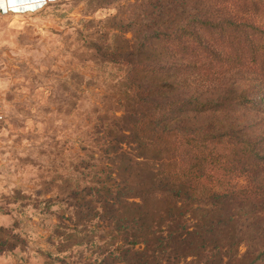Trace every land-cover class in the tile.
Here are the masks:
<instances>
[{
	"label": "trees",
	"instance_id": "1",
	"mask_svg": "<svg viewBox=\"0 0 264 264\" xmlns=\"http://www.w3.org/2000/svg\"><path fill=\"white\" fill-rule=\"evenodd\" d=\"M144 1L132 43L96 47L126 69L124 115L94 134L85 183L63 200L72 216L56 230L59 250L81 246L69 231L98 219L123 236L124 264L207 248L218 252L204 264H225V247L226 264L250 251L255 264L264 256V131L239 115L264 117V0ZM187 214L198 221L191 228ZM17 246L0 238V252Z\"/></svg>",
	"mask_w": 264,
	"mask_h": 264
},
{
	"label": "rangeland",
	"instance_id": "2",
	"mask_svg": "<svg viewBox=\"0 0 264 264\" xmlns=\"http://www.w3.org/2000/svg\"><path fill=\"white\" fill-rule=\"evenodd\" d=\"M19 1L14 7L5 0L0 8V238L18 242L0 252V264H124L118 248L125 241L114 222L96 219L69 231L83 242L63 251L56 230L71 219L70 202L63 200L70 186L85 183L81 166L94 134L124 115L126 69L96 47L113 51L124 39L132 43L145 1ZM239 117L264 131V117ZM195 218L187 214L183 221L191 228ZM247 248L242 245L240 255ZM228 250L219 252L225 264ZM216 252L207 248L168 262L160 254L158 261L204 264ZM256 254L250 251L241 264H251ZM260 258L255 264H264Z\"/></svg>",
	"mask_w": 264,
	"mask_h": 264
},
{
	"label": "snow or ice",
	"instance_id": "3",
	"mask_svg": "<svg viewBox=\"0 0 264 264\" xmlns=\"http://www.w3.org/2000/svg\"><path fill=\"white\" fill-rule=\"evenodd\" d=\"M17 2V0H7V3L9 6L14 5ZM5 3V0H0V8H3Z\"/></svg>",
	"mask_w": 264,
	"mask_h": 264
},
{
	"label": "built area",
	"instance_id": "4",
	"mask_svg": "<svg viewBox=\"0 0 264 264\" xmlns=\"http://www.w3.org/2000/svg\"><path fill=\"white\" fill-rule=\"evenodd\" d=\"M4 120H5V114H4L3 107L0 102V125L4 122Z\"/></svg>",
	"mask_w": 264,
	"mask_h": 264
},
{
	"label": "crops",
	"instance_id": "5",
	"mask_svg": "<svg viewBox=\"0 0 264 264\" xmlns=\"http://www.w3.org/2000/svg\"><path fill=\"white\" fill-rule=\"evenodd\" d=\"M20 1H21V0H20ZM20 1H19V2H20ZM40 1H45V0H40ZM13 6H14V7H18V6L15 5V4H14ZM3 111H4V108H3ZM4 114H5V112H4Z\"/></svg>",
	"mask_w": 264,
	"mask_h": 264
}]
</instances>
